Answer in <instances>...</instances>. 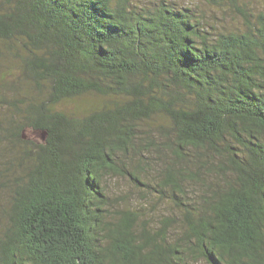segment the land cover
<instances>
[{
	"label": "trees",
	"instance_id": "1",
	"mask_svg": "<svg viewBox=\"0 0 264 264\" xmlns=\"http://www.w3.org/2000/svg\"><path fill=\"white\" fill-rule=\"evenodd\" d=\"M0 4V42L21 44L28 89L12 101L11 126L0 117L22 154L0 264H264V10L210 39L190 8L167 0ZM92 92L114 100L80 116L54 108ZM154 117L168 122L159 127L174 157L203 153L206 174L222 176L183 202L168 173L174 236L172 217L149 232L135 211L111 215L103 189L111 173L139 182L119 161ZM27 129L43 140L23 139Z\"/></svg>",
	"mask_w": 264,
	"mask_h": 264
},
{
	"label": "rangeland",
	"instance_id": "2",
	"mask_svg": "<svg viewBox=\"0 0 264 264\" xmlns=\"http://www.w3.org/2000/svg\"><path fill=\"white\" fill-rule=\"evenodd\" d=\"M137 1V0H133ZM148 2V0H139ZM176 6L188 7L195 14L201 29L207 37L213 39L220 33L244 31L248 22L247 16L264 10V0H167ZM4 5L5 0H0ZM1 5V4H0ZM252 19V18H251ZM22 47L19 42H0V117L4 126H11L10 115L14 112L12 101L28 93L27 83L23 81L21 64ZM2 97L7 103L1 102ZM114 98L100 96L97 93H87L72 99L64 100L55 105V109L66 113L83 115L97 110L104 105H111ZM164 126L168 122L162 117H154L138 125L133 150L120 157L119 165L126 171L138 177L139 182L123 172L106 176L103 189L108 197L109 213L128 209L138 215L137 229L145 228L149 232L158 229L165 217L175 221L169 228L172 236L180 229V208L175 205L170 196V186L165 184L168 173L183 183L181 193L183 202H193L200 199L205 186L217 183L222 176L218 173L206 174L204 154L190 151L192 160L174 157L172 151L171 131ZM22 138L28 141H42L43 133L27 129ZM9 130L0 131V232L6 225V210L11 201V189L19 174L17 158L22 157L16 143L10 140ZM19 156L15 158V156ZM190 157V156H189ZM182 167L183 169H180ZM188 169L192 173L188 172ZM183 170V172H182ZM185 171V172H184ZM196 172V176H194ZM189 264H207L202 260Z\"/></svg>",
	"mask_w": 264,
	"mask_h": 264
}]
</instances>
